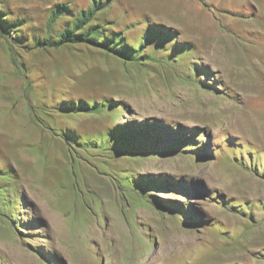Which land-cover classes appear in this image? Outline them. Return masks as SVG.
<instances>
[{"label": "rangeland", "instance_id": "374dc122", "mask_svg": "<svg viewBox=\"0 0 264 264\" xmlns=\"http://www.w3.org/2000/svg\"><path fill=\"white\" fill-rule=\"evenodd\" d=\"M263 1L233 0L232 13L211 7L215 18H246L239 26H169L160 0L103 10L131 40L145 17L195 42L168 65L122 63L84 45L25 49L13 34L0 37V264H264ZM0 2V19L25 21L19 35L28 40L41 36L54 6L92 5ZM82 102L107 108L67 112ZM139 128L137 142L158 149L116 160L97 143L70 148L61 137ZM127 176L160 187L133 190Z\"/></svg>", "mask_w": 264, "mask_h": 264}, {"label": "trees", "instance_id": "16d2710c", "mask_svg": "<svg viewBox=\"0 0 264 264\" xmlns=\"http://www.w3.org/2000/svg\"><path fill=\"white\" fill-rule=\"evenodd\" d=\"M118 0H91V7L79 9L74 13L73 9L65 4H58L51 9V16L47 20L44 30L41 31V36H32L29 40L27 37L19 35V28L23 27L25 21L19 18L9 20L8 15L2 16L0 24V37L10 39L11 34L14 35L12 41L21 40L22 43H27L28 47H23L20 42L19 46L25 49H58L68 45H84L94 48L97 51L118 59L122 63H137L144 65L155 59L165 60V64H172L186 57L191 51L195 52L197 46L195 42L190 40L178 41L181 38L180 32L167 25L155 22H149L145 17L142 18V26L139 28L137 40H131L123 28L115 25L114 20L107 19L103 13L104 9L111 6L112 3ZM205 7L207 5L204 0H199ZM5 6L0 2V15L3 13ZM62 13H67L71 18L64 22L63 26H58L56 30L52 26ZM67 17V16H66ZM68 18V19H69ZM136 26L133 22L127 24ZM167 26V27H163ZM127 27L126 30H129ZM98 104L78 103L74 108H66L69 113H90L97 112L99 109L106 107V104L97 107ZM113 130L108 131L105 138L89 139L85 138L83 142L75 134H61L64 142L72 148L71 145H82L85 147L90 143H97V147L110 152L112 160L125 157V154L139 153L144 151H156L158 148L152 145H146V141L137 142V137L142 138L140 134L145 135V130L142 128L135 131ZM119 134V135H118ZM137 135V136H136ZM118 171V170H117ZM120 172V171H118ZM126 187H131L133 190L140 191L148 190L150 187H160L157 181L148 176H141L137 179L125 177L123 179ZM151 198H155L152 196ZM161 201V200H160Z\"/></svg>", "mask_w": 264, "mask_h": 264}, {"label": "crops", "instance_id": "0c3cea01", "mask_svg": "<svg viewBox=\"0 0 264 264\" xmlns=\"http://www.w3.org/2000/svg\"><path fill=\"white\" fill-rule=\"evenodd\" d=\"M204 3L210 8L214 6L222 11L223 9L229 10L230 13L233 11V0H211V3L209 0H204ZM263 5L264 3H262L261 6ZM210 8L205 7L199 0H160L157 5V14L159 16H164L166 24L169 26H206V23L212 26L213 24H215V26H220V21L223 20L226 23H232L234 26H239V23H243L244 19H246L240 18V21L242 22H236L239 20L235 19V17H232L231 15L229 16L230 13L227 14L228 12L225 11H221L220 18H215L213 14L214 9ZM259 11L260 10L257 11V14L264 15L263 10ZM243 16L248 18V15ZM223 17L227 19L225 20ZM259 20V22H261V19ZM202 23H204V25H201Z\"/></svg>", "mask_w": 264, "mask_h": 264}]
</instances>
